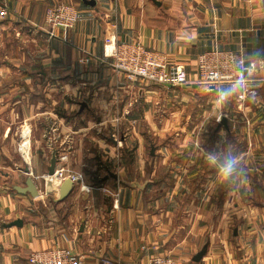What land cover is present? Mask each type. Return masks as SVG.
<instances>
[{
  "label": "crops",
  "instance_id": "1",
  "mask_svg": "<svg viewBox=\"0 0 264 264\" xmlns=\"http://www.w3.org/2000/svg\"><path fill=\"white\" fill-rule=\"evenodd\" d=\"M0 2L11 11L0 22V141L20 136L17 154L25 164L0 145V264H28L32 253L59 247L89 264H148L155 255L192 264H264V0ZM57 4L79 12L66 39L61 32L50 37L46 24L47 9ZM113 36L120 43L141 42L172 66L185 65L192 84L180 90L191 95L202 85L196 72L201 54L217 48L242 55L254 66L247 85L206 87L203 99L218 97L222 124L227 121L223 134H235L245 147L233 153L223 143L228 151L211 164L210 151H143L145 137L133 130L134 151L128 135L107 151L86 149V131L67 118L98 114L85 123L104 127L136 123L138 112L139 118L146 114L138 98L151 86L129 84L104 58ZM83 51L93 56L88 64L80 63ZM57 94L62 99H52ZM51 125L55 142L49 140ZM31 139L43 140L41 151L30 149ZM51 147L69 153L70 170L81 171L87 158L94 173L63 201L59 190L58 196H47L44 187L40 192L35 180L48 173ZM227 153L233 163L225 175ZM27 169L39 197L21 193ZM225 184L229 191L220 200Z\"/></svg>",
  "mask_w": 264,
  "mask_h": 264
},
{
  "label": "rangeland",
  "instance_id": "2",
  "mask_svg": "<svg viewBox=\"0 0 264 264\" xmlns=\"http://www.w3.org/2000/svg\"><path fill=\"white\" fill-rule=\"evenodd\" d=\"M143 84H148V87H151L146 95L138 98V104L141 105L139 111L141 112L144 106H146L147 109L145 112L146 114L141 115L140 118L139 112L137 113L138 118L136 119V123L126 122L123 123V125L118 124L117 126L106 125L104 127H99L94 124L85 123L87 120H93V122H95L94 120L97 119L99 116L98 114L94 119H88L85 116L81 118L76 117V119L66 117L69 121L68 123L74 124L76 128H82L86 131L88 137L82 142L87 146L86 149L88 148L89 151H94L96 154L97 151H107V149L109 150L110 148L109 146L117 147L119 142H123L124 136L128 135L127 137L131 139L129 140L128 149L134 151L137 140L135 141L134 137H132L134 136L133 130L145 137L143 151H210L211 164L220 162V157L222 156L219 152L228 151L226 147L223 148V143H225L233 153L234 150L245 147L244 142L234 137L235 134H233L234 136L230 133L223 134V130L220 133L221 139L218 137L219 132L216 131L223 125L221 120L224 109L219 107L218 97H215V95L203 99L206 89L204 86H196L193 90L194 95H191L184 90L185 88L180 90L183 87H175L172 91H168V89L170 90L172 88L161 85L157 86L147 81L143 82ZM52 99L59 100L62 99V97L57 94L54 96L52 95ZM66 99L70 100V98ZM227 105H229V102H227ZM91 127L93 128L90 129ZM234 130L235 128H233V131ZM14 131H17V128H14L13 133ZM52 133H54L53 125L50 126L49 140L54 141L55 138L52 136ZM113 135H115V137ZM97 136L99 139H97ZM31 141L32 145L30 149L33 151H41L43 140H41L42 142L40 141L41 144H39L37 140L33 141L31 139ZM28 142L27 139L23 143V151H25V145L28 147ZM21 144L22 138H20V136H14L12 140L6 139L0 141V145L9 149L10 154L15 153L11 159L13 161L20 160V165L22 168H25V164L20 158L21 154H17ZM242 144L243 146H241ZM51 148L55 149V147ZM54 151L61 150L55 149ZM223 156L226 157L222 160L225 165L233 163V155L227 153L226 155L223 154ZM86 159L87 158H83L81 161V171L75 172L71 170L74 173L81 174L83 178L87 174L89 176L94 175L90 165L85 162ZM43 177L41 179L35 178V180L39 182L40 192H42V187H44V192L46 190ZM32 178L34 179V176ZM53 195L58 196V192H54V194L50 196ZM217 203H219L218 198L213 206L217 207Z\"/></svg>",
  "mask_w": 264,
  "mask_h": 264
},
{
  "label": "built area",
  "instance_id": "3",
  "mask_svg": "<svg viewBox=\"0 0 264 264\" xmlns=\"http://www.w3.org/2000/svg\"><path fill=\"white\" fill-rule=\"evenodd\" d=\"M11 15L8 4L0 2V22ZM79 21L78 10L68 4H57L46 11V24L50 37L57 38L74 28ZM59 32V33H58ZM93 56L83 51L80 63L88 64ZM104 58L109 60L110 67L117 73L124 75L129 84L151 82L167 88L184 87L192 84L188 76L187 67L183 64L170 65L165 55L147 49L141 42L120 43L113 36L105 46ZM254 66L235 52L217 48L204 52L198 57L196 72L199 82L208 84V91L213 92L222 85H229L231 89L245 87L248 82L247 72ZM198 82V81H197ZM115 137V135H113ZM119 145L121 143L119 142ZM58 166L54 176L62 182L71 179L75 185L83 181V176L72 172L69 167V153L57 151ZM98 179H101L98 177ZM48 181H45V184ZM89 191L88 188H83ZM114 207L119 208L120 191L113 194ZM28 264H89L83 257L68 248H52L34 252L28 259ZM100 264H110L104 261ZM148 264H192L181 263L171 256L155 255L148 259Z\"/></svg>",
  "mask_w": 264,
  "mask_h": 264
},
{
  "label": "water",
  "instance_id": "4",
  "mask_svg": "<svg viewBox=\"0 0 264 264\" xmlns=\"http://www.w3.org/2000/svg\"><path fill=\"white\" fill-rule=\"evenodd\" d=\"M223 125L227 126L226 119L223 120ZM57 166H58L57 151H53L52 157H51V162H50V167L48 169L47 174L50 176H54ZM25 173L30 175V176H29V178H27L25 188H23V189L20 188L21 193H25V194L28 193L32 197H39L40 192L38 190V186H37L36 182L31 177L32 173H31L30 169H27ZM74 188H75V183L71 179L65 180L60 187L59 201L65 200L74 191ZM54 192H55V190L53 187V182L52 181L46 182L45 194L47 196H50V195L54 194ZM14 224L17 226H21L22 221H16Z\"/></svg>",
  "mask_w": 264,
  "mask_h": 264
},
{
  "label": "trees",
  "instance_id": "5",
  "mask_svg": "<svg viewBox=\"0 0 264 264\" xmlns=\"http://www.w3.org/2000/svg\"><path fill=\"white\" fill-rule=\"evenodd\" d=\"M201 86H204L205 88H206V87L208 88V84H207V83H204V82H202V85H201ZM232 108H235V107H232ZM224 128H225V127L222 125V127L219 128L218 131H216V132H219V133H218V137H220V133L224 130ZM231 135H233V134H231ZM233 136H234V135H233ZM234 137H235V136H234ZM241 146H243V144H242ZM237 150H238V149H236V151H237ZM208 162H209V159H208L207 157H205V159H203L202 165L207 166ZM211 171H212V169H211ZM169 176H170V175H168L167 178H169ZM95 180H96V181L92 183L93 185H98V184L101 182V179H95ZM228 191H229V185L225 184V186H224V187L221 189V191H220V197H219V199H220V200H223L224 194H225L226 192H228Z\"/></svg>",
  "mask_w": 264,
  "mask_h": 264
},
{
  "label": "bare ground",
  "instance_id": "6",
  "mask_svg": "<svg viewBox=\"0 0 264 264\" xmlns=\"http://www.w3.org/2000/svg\"><path fill=\"white\" fill-rule=\"evenodd\" d=\"M43 179L45 181H52L53 182L54 190L56 189V190H59V192H60V187H61V185H62L63 182H62V180L59 177H57V176H50V175L46 174L43 177Z\"/></svg>",
  "mask_w": 264,
  "mask_h": 264
},
{
  "label": "clouds",
  "instance_id": "7",
  "mask_svg": "<svg viewBox=\"0 0 264 264\" xmlns=\"http://www.w3.org/2000/svg\"><path fill=\"white\" fill-rule=\"evenodd\" d=\"M225 175H228L231 172V165L223 169Z\"/></svg>",
  "mask_w": 264,
  "mask_h": 264
}]
</instances>
